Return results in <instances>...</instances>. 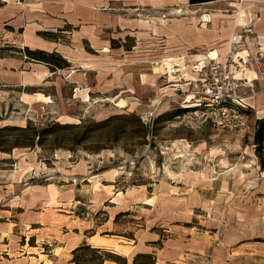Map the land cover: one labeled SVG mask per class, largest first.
I'll return each instance as SVG.
<instances>
[{"label":"rangeland","instance_id":"obj_1","mask_svg":"<svg viewBox=\"0 0 264 264\" xmlns=\"http://www.w3.org/2000/svg\"><path fill=\"white\" fill-rule=\"evenodd\" d=\"M27 3L16 8L0 0V128L88 125L123 113H135L143 123L148 117L152 127L141 145L130 127L115 129L118 120L81 144L80 134L75 135L83 128L65 130L61 147L51 146L49 138L42 145L10 148L16 132L0 133L7 148L0 150V183L10 184L17 198L24 188L41 187L38 193L49 195L45 203L30 206L32 223L26 228L28 237H22L48 255H25L26 262L24 255H13L22 259L17 264H59L66 257L73 264L76 257L83 264H127L133 242L143 233L166 241L191 228L213 231L232 224L245 230L256 218L260 225L264 165L259 160L264 161V148L255 149L254 111L246 109L245 128L229 130L213 127L192 106L194 86L189 81L195 80L196 64L204 61L208 47L175 51L161 33L118 35L107 47L90 48L69 24L60 27L53 20L45 23L51 24L44 26L45 32L40 30ZM225 8L231 18L233 8ZM182 14L161 10L145 16L170 19ZM26 46L55 50L69 66L51 71L28 59ZM241 82V97L261 90ZM97 144L105 147L89 151ZM79 229L104 244H86L100 252H75L77 246L72 255L63 254L62 239Z\"/></svg>","mask_w":264,"mask_h":264},{"label":"crops","instance_id":"obj_2","mask_svg":"<svg viewBox=\"0 0 264 264\" xmlns=\"http://www.w3.org/2000/svg\"><path fill=\"white\" fill-rule=\"evenodd\" d=\"M17 1L2 0L8 5L13 4L16 8L28 2L27 4L31 6L29 11L34 16V20L40 21V25H43V27L39 25L43 32L46 30L45 25L48 27L51 25L45 23L53 20L60 27L69 24L74 27L72 31L74 34H72L76 35L80 42H86L90 48L107 47L109 42L118 35L123 39L128 35L138 38L146 34L162 33L168 45L175 51L205 46L209 49V56L221 57L227 49V41L231 33L248 22H252L253 33L246 37L244 48L235 58V62L242 66V70L234 75L242 79L245 84L259 85L261 89L264 87V57L259 62L248 61V58L255 57L256 53L261 52L264 56V0ZM226 6L233 8L231 18L223 13L227 11ZM161 10L169 15L180 12L185 16L170 19L145 16H156ZM201 14H208L207 23L201 22L200 24ZM122 45L119 43L118 46ZM28 48L55 51L40 47ZM60 55L68 62L66 57ZM190 58L189 61H193L201 57L198 55ZM252 95L242 97L246 109L253 110L257 120L262 119L264 117V94L258 90ZM40 188H24L17 198V196L13 197L10 184L0 183V255H7L5 258L0 256L2 259L0 264H17V260H22L13 255H24L22 256L24 262L27 261L25 255H48L42 253L38 243L30 246L27 238H22L25 235L28 237L26 228L32 223L28 219L30 206L43 203L46 198L48 200L49 195L45 190L42 192L46 195L38 193L37 190H42ZM260 220V225L257 224V218L248 222L245 230H240L241 227L232 224L216 226L214 228L216 230L213 231L203 229L195 231L191 228L185 233H180V236L166 241L159 239L157 234L143 233L133 242L130 254L126 257L127 264L132 263L134 256L147 254L154 257L155 264H264V216L260 217ZM80 233L79 229L74 236L62 239L60 248L64 255H72L70 251L80 245L88 244L99 247L104 245L97 240L96 236L87 237ZM32 248L40 250L31 251ZM37 259L40 261L41 257ZM21 262L24 264L23 261ZM42 264L56 263L44 262ZM59 264L73 263L70 262L69 257H66L65 261Z\"/></svg>","mask_w":264,"mask_h":264},{"label":"built area","instance_id":"obj_3","mask_svg":"<svg viewBox=\"0 0 264 264\" xmlns=\"http://www.w3.org/2000/svg\"><path fill=\"white\" fill-rule=\"evenodd\" d=\"M164 15L163 13L162 16ZM200 20L202 23H207L208 14H201ZM252 33V22H248L231 33L223 58L212 57L206 53L202 54L204 61L196 64L195 80L189 81V84L194 86V91H190L192 106L200 112L203 120L209 119L213 127L235 130L248 125L249 115L239 94L242 82L234 74L242 70V66L235 62V58L244 48L246 37ZM262 56L261 52L257 53L255 57H249L248 61L259 62ZM261 91L264 93V87ZM142 120L150 128L152 127L150 118Z\"/></svg>","mask_w":264,"mask_h":264},{"label":"trees","instance_id":"obj_4","mask_svg":"<svg viewBox=\"0 0 264 264\" xmlns=\"http://www.w3.org/2000/svg\"><path fill=\"white\" fill-rule=\"evenodd\" d=\"M46 33H43V35ZM24 55L31 60L44 63L47 65L51 71L62 69L65 67H68V62L56 51H45L40 49H29L26 47L24 49ZM184 110H180L179 112H183ZM248 112V110H246ZM166 114V113H165ZM120 121L118 125H116L115 129L118 132H125L127 127H130L131 134L135 135L137 138H139V144H143L146 141V137L150 134V128L147 124H144L138 115L135 113H123V114H116L111 115L103 120L95 121L91 124L84 125V124H70V123H60V122H54L51 124L46 125L45 127L39 128L34 125L28 124L23 127H17V126H4L0 128V133H3V131H9L10 134H13L14 136L9 147H33L35 145H42L43 143H46L48 139L50 138L52 141L50 143L53 147H61L65 146L64 137L61 136L62 132L68 129L73 128H80L82 131L76 132L75 137H78V144L83 143L84 140H87L88 138H91L92 136H95V133L98 132L101 136V133L105 131V129L113 122ZM94 127V128H92ZM92 128V129H91ZM13 136V135H10ZM254 144L255 149L257 152L264 148V117L262 119L256 120V127L254 130ZM102 145L97 144L95 147L90 148L89 151L92 153L98 152L100 149L104 148ZM0 150L6 151L7 148L3 147V141H1L0 138ZM260 166L263 167L264 161L260 158ZM82 250H88L92 253L100 252L98 248H91L88 245H82L79 246L75 252L82 251ZM77 255V254H75ZM107 256V255H106ZM107 257H111V255H108ZM139 259L141 261H139ZM143 260V261H142ZM73 261L77 264H83V261H80L76 258L73 259ZM87 264H93L91 262H88ZM131 264H155L154 257L152 255H136L133 258V261Z\"/></svg>","mask_w":264,"mask_h":264}]
</instances>
